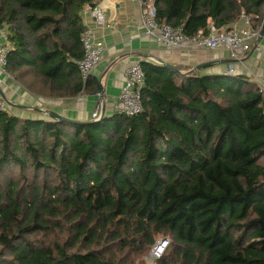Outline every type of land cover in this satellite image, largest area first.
<instances>
[{
    "label": "trees",
    "instance_id": "trees-1",
    "mask_svg": "<svg viewBox=\"0 0 264 264\" xmlns=\"http://www.w3.org/2000/svg\"><path fill=\"white\" fill-rule=\"evenodd\" d=\"M99 0H0L5 71L50 98L81 78L82 11ZM186 35L263 22L264 0H155ZM141 112L85 124L0 111V264H264V112L241 74L141 61ZM185 69L186 71H183ZM41 235V238L36 237Z\"/></svg>",
    "mask_w": 264,
    "mask_h": 264
},
{
    "label": "crops",
    "instance_id": "crops-1",
    "mask_svg": "<svg viewBox=\"0 0 264 264\" xmlns=\"http://www.w3.org/2000/svg\"><path fill=\"white\" fill-rule=\"evenodd\" d=\"M97 5L101 7V23L96 21L88 8L82 11V17L94 38L104 46L99 63L89 75L100 85L99 91L89 90L72 97H44L28 91L10 75L0 71V88L9 113L48 119L41 111L51 110L71 119L89 121L93 105L100 100L97 96L100 92L103 116L111 115L116 112L115 101L124 82L125 70L135 61L150 62L148 59H154V64L159 65L166 62L191 70L203 68L201 74H222L232 67L233 74L245 75L252 81L264 71V34L259 39V53L251 50L241 60L228 62L230 58L225 50L168 49L157 43L153 37L144 34L135 0H99ZM233 25L241 27L243 22L239 19L230 27ZM197 65H200L198 69L195 68Z\"/></svg>",
    "mask_w": 264,
    "mask_h": 264
},
{
    "label": "built area",
    "instance_id": "built-area-1",
    "mask_svg": "<svg viewBox=\"0 0 264 264\" xmlns=\"http://www.w3.org/2000/svg\"><path fill=\"white\" fill-rule=\"evenodd\" d=\"M139 9V21L144 29V34L153 37L157 43L168 49H214L225 50L230 59L241 60L249 51H261L259 44L260 27L252 28V18L246 14L240 15L243 26L233 25L229 29L217 30L213 25L210 26V32L203 34L202 31L189 36L186 35L181 27H173L168 24H159L155 19L156 8L155 0H135ZM91 15L98 23L102 21L101 7L95 5L89 7ZM264 21V12H263ZM0 37L3 42L0 43V71L7 74L5 65L7 63L8 42L6 40L4 29L0 27ZM83 46V56L76 61L80 76L86 79L95 66L99 63L104 46L94 38L90 28H85L81 35ZM154 63V59H148ZM141 61L131 63L125 70L124 82L115 101V110L125 115H134L142 110V100L140 88L143 83L144 73L141 67ZM225 73L233 74V68L229 67ZM258 92L263 98L264 112V71L254 79ZM100 100L93 105L90 120H98L103 116L102 94L97 93ZM8 103L5 97L0 93V111L8 112ZM169 245V240L159 238L150 249L149 255L153 260L161 257Z\"/></svg>",
    "mask_w": 264,
    "mask_h": 264
},
{
    "label": "water",
    "instance_id": "water-1",
    "mask_svg": "<svg viewBox=\"0 0 264 264\" xmlns=\"http://www.w3.org/2000/svg\"><path fill=\"white\" fill-rule=\"evenodd\" d=\"M263 34H264V23L262 24V27H261V30H260V38L263 36ZM228 62H233V59H228ZM161 65L164 66V67H167L169 69H175L176 70V67L173 66L170 63L164 62V63H161ZM199 67H200V65H197L195 68L198 69ZM0 93L3 95L1 88H0ZM41 112H43L44 114H46V116L48 118H50V119H53V120L56 119L58 121H65V122H69V123L85 124V123H88V122L97 121V120L80 121V120H76V119H71V118H68L66 116H63V115H61V114H59L57 112L51 111V110H49V111L44 110V111H41Z\"/></svg>",
    "mask_w": 264,
    "mask_h": 264
},
{
    "label": "rangeland",
    "instance_id": "rangeland-1",
    "mask_svg": "<svg viewBox=\"0 0 264 264\" xmlns=\"http://www.w3.org/2000/svg\"><path fill=\"white\" fill-rule=\"evenodd\" d=\"M36 237L41 238V235H37ZM159 238H161V236H158V237L156 238V240L159 239ZM168 249H169V245H168V247H167V249H166V252L168 251ZM166 252H165V253H166ZM144 260L146 261V264H155V260H153V259L150 257L149 252H148V254L144 257Z\"/></svg>",
    "mask_w": 264,
    "mask_h": 264
}]
</instances>
